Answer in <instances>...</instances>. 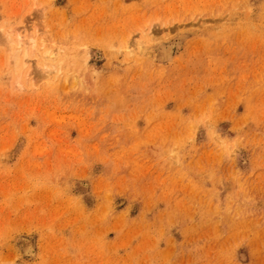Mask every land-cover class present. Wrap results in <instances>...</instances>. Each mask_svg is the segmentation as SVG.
Returning a JSON list of instances; mask_svg holds the SVG:
<instances>
[{"label": "rangeland", "instance_id": "obj_1", "mask_svg": "<svg viewBox=\"0 0 264 264\" xmlns=\"http://www.w3.org/2000/svg\"><path fill=\"white\" fill-rule=\"evenodd\" d=\"M0 264H264V0H0Z\"/></svg>", "mask_w": 264, "mask_h": 264}, {"label": "bare ground", "instance_id": "obj_2", "mask_svg": "<svg viewBox=\"0 0 264 264\" xmlns=\"http://www.w3.org/2000/svg\"><path fill=\"white\" fill-rule=\"evenodd\" d=\"M32 39H33V38H32ZM12 43H13V42H12ZM21 44H22V42H21ZM21 44H20V45H21ZM34 44H35V43H34ZM17 47H18V45H17ZM34 47H35V46H34ZM34 47H33V49L35 50ZM18 49H19V48H18ZM165 50H166V49H165ZM45 51H46V50H45ZM13 52H14V51H13ZM17 52H18V51H17ZM46 52H47V51H46ZM46 52H44V54H43L42 56H45V57H43V58H45L47 61H49V60H51L52 58H51L50 56H48V54H47ZM166 52H167V51H166ZM15 53H16V52H15ZM32 53H34V52H32ZM45 53H46L47 55H46ZM169 53H170V51H169ZM12 55H13V53H12ZM14 55H15V54H14ZM39 55H40V54H39ZM164 55H165V54H164ZM167 55H168V52H167ZM36 56H37V55H36ZM40 56H41V55H40ZM162 56H163V54H162ZM168 56H169V55H168ZM168 56H167V57H168ZM53 57H54V56H53ZM13 58H14V57H13ZM43 58H42V61H44V63L46 64V62H45V60H43ZM164 58H165V57H164ZM39 59H40V58H39ZM54 59H55V57H54ZM48 63H49V62H48ZM53 63L55 64V60H53ZM40 64H41V63H40ZM45 64H44V66H45ZM54 64H52V65H54ZM52 65H51V66H52ZM48 66H49V64H48ZM48 66H47L46 68H48ZM54 66H55V65H54ZM43 68H44V67H43ZM46 68H45V70H43V72L46 71V72L49 74V73H50V71H49L50 68H49V69H46ZM50 70H51V69H50ZM48 71H49V72H48ZM48 74H47V75H48ZM31 247H32V246H31ZM28 248H29V247H28ZM30 249H32V248H30ZM30 249H29V250H30ZM30 251H32V250H30ZM30 253L32 254V252H30ZM30 253H29V254H30ZM33 253H34V252H33Z\"/></svg>", "mask_w": 264, "mask_h": 264}]
</instances>
